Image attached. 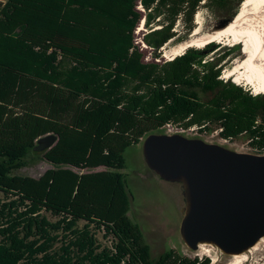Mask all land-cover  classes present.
Segmentation results:
<instances>
[{"label":"trees","instance_id":"trees-1","mask_svg":"<svg viewBox=\"0 0 264 264\" xmlns=\"http://www.w3.org/2000/svg\"><path fill=\"white\" fill-rule=\"evenodd\" d=\"M241 3L0 2V264H210L175 249L153 257L130 217L125 152L170 125L244 137L264 154V94L222 78L240 45L210 59L220 49L211 43L160 63L145 62L134 39L144 20L143 43L157 51L179 18L194 29L201 5L233 19ZM51 133L56 144L34 151ZM31 153L63 167L19 174Z\"/></svg>","mask_w":264,"mask_h":264},{"label":"water","instance_id":"water-1","mask_svg":"<svg viewBox=\"0 0 264 264\" xmlns=\"http://www.w3.org/2000/svg\"><path fill=\"white\" fill-rule=\"evenodd\" d=\"M57 140L53 133L43 136L33 150L47 151ZM142 152L150 171L180 187V233L189 249L205 244L229 256L241 255L264 237V155L232 151L180 133L150 134Z\"/></svg>","mask_w":264,"mask_h":264},{"label":"rangeland","instance_id":"rangeland-1","mask_svg":"<svg viewBox=\"0 0 264 264\" xmlns=\"http://www.w3.org/2000/svg\"><path fill=\"white\" fill-rule=\"evenodd\" d=\"M6 1L7 0H0V2ZM240 1L243 2V0ZM228 20L227 17L219 16L218 13H214L201 5L194 17V29L190 33H187V24L183 17L179 18L174 27L175 29L173 30L176 33L175 37L168 43L164 44L159 50L154 51V49L143 43L144 36L148 34L151 29L145 26L144 20H142L141 24L135 31L134 41L138 44L140 49L143 50L145 62L164 63L170 60L169 57L174 52V49L181 48L190 41L195 29H198L199 31V35L196 38L205 37L206 35H211L222 30V27ZM263 20L264 9L255 15L248 14L242 20L241 25L260 27L264 23ZM152 28L157 29L159 27L154 25ZM215 43L220 46V49L214 55L211 54L209 56L210 59L224 54L229 47L240 45L232 43L228 39ZM240 49L241 56H236V53H234L227 57L223 62L222 78L224 80L228 79L224 78L227 72L232 70L241 61H244L245 57L244 54H242V45H240ZM155 54H159L160 56L155 58ZM230 79L234 81L236 78L232 77ZM237 80L238 82L236 81L235 83H240L245 90L250 91L253 95L259 94L252 85L241 81V79ZM173 133H180L190 139H201L207 143L218 144L232 151L252 153V150L244 137H240L233 142H227L220 139L216 132L211 134H201L196 130H183L180 127L170 126H165L155 134ZM142 147L143 141L137 146L127 149L125 152L126 169L122 172L127 176L129 190L134 197L131 205L130 217L134 222L141 226L145 240L151 248L153 257L157 258L166 250L175 249L190 258H199L200 260L209 259L210 264H235L232 256L224 254L212 245H203L197 250H191L186 246L180 233L182 208L184 205L180 187L176 183H168L161 180L156 174L148 169L144 161ZM60 167L63 166H55L46 161L42 154L31 153L28 157V165L19 170L18 173L37 178L48 169ZM96 170H102V168ZM98 237L100 241L105 243L102 239V234H99ZM106 244H109V242L106 241ZM232 261H234V263ZM242 264H264V244L258 254L256 253L251 256L248 261Z\"/></svg>","mask_w":264,"mask_h":264},{"label":"bare ground","instance_id":"bare-ground-1","mask_svg":"<svg viewBox=\"0 0 264 264\" xmlns=\"http://www.w3.org/2000/svg\"><path fill=\"white\" fill-rule=\"evenodd\" d=\"M262 9H264V0H243L235 20L226 28L217 31L214 34L198 38L196 37L199 35V31L198 29H195L190 41L185 46L174 49V52L169 57L170 60L180 56L183 51H186L189 48H205L211 43L221 42L228 39L232 43L242 45V54H244L245 59L236 66L234 65L235 67L227 72L224 78L230 79L235 77L236 79L234 82H238L237 79H241V81L252 85L259 94H264V23L260 27L241 25L242 20L248 14L255 15ZM263 244L264 237L246 253L232 256L235 264H242L248 261L251 256L256 253L258 254L262 249ZM202 246L203 245L200 247ZM234 261L232 262L234 263Z\"/></svg>","mask_w":264,"mask_h":264},{"label":"built area","instance_id":"built-area-1","mask_svg":"<svg viewBox=\"0 0 264 264\" xmlns=\"http://www.w3.org/2000/svg\"><path fill=\"white\" fill-rule=\"evenodd\" d=\"M170 126V125H169ZM170 127H173V126H170ZM194 130V129H193ZM217 133V132H216ZM224 141H226V140H224ZM256 155H264V154H256Z\"/></svg>","mask_w":264,"mask_h":264}]
</instances>
